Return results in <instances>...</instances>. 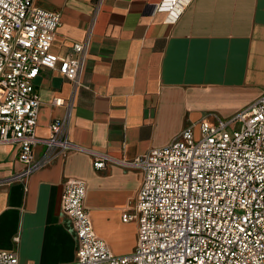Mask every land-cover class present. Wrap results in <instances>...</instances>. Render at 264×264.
I'll return each instance as SVG.
<instances>
[{"label":"crops","instance_id":"0c3cea01","mask_svg":"<svg viewBox=\"0 0 264 264\" xmlns=\"http://www.w3.org/2000/svg\"><path fill=\"white\" fill-rule=\"evenodd\" d=\"M96 0H35L59 12L52 52L65 57L84 42ZM164 0H105L91 36L84 73L68 129L78 150L54 159L27 181L18 148L0 144V252L19 264H70L77 237L62 209L70 180L86 186L85 208L95 232L116 256L134 252L133 213L143 174L132 164L173 142L189 126L231 121L264 97V0H191L176 22L160 10ZM43 103L37 136L65 114L55 107L71 85L57 71L35 81ZM45 151L34 150L36 160ZM95 159H105L103 170Z\"/></svg>","mask_w":264,"mask_h":264},{"label":"built area","instance_id":"2783aa9c","mask_svg":"<svg viewBox=\"0 0 264 264\" xmlns=\"http://www.w3.org/2000/svg\"><path fill=\"white\" fill-rule=\"evenodd\" d=\"M190 1L164 0L159 9H175L168 18L173 23ZM104 2L95 1L86 40L61 57L52 52L62 25L59 12L35 0H0V144L17 147L24 165L10 180L27 181L56 157L78 150L68 129L79 92L87 89L91 36ZM45 70L57 71L71 88L67 99L53 101L65 109L64 116L50 124L48 138H40L43 103L35 81ZM39 145L45 151L36 160ZM132 165L143 174L133 213L123 215L125 222H138L134 252L112 253L85 208V184L70 180L62 196L78 242L70 264H264V97L231 121L187 127ZM106 166L105 159L94 160L97 170ZM0 264H19V258L0 252Z\"/></svg>","mask_w":264,"mask_h":264},{"label":"rangeland","instance_id":"374dc122","mask_svg":"<svg viewBox=\"0 0 264 264\" xmlns=\"http://www.w3.org/2000/svg\"><path fill=\"white\" fill-rule=\"evenodd\" d=\"M234 129H235L236 131H239V130L241 129V124H240V123H237V124L235 125ZM195 132H196L197 136H199V128H196Z\"/></svg>","mask_w":264,"mask_h":264}]
</instances>
